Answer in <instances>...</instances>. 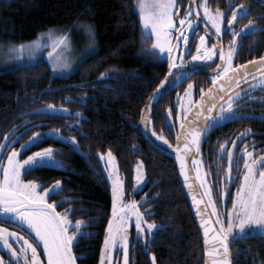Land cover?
Returning <instances> with one entry per match:
<instances>
[{
  "label": "snow or ice",
  "instance_id": "snow-or-ice-1",
  "mask_svg": "<svg viewBox=\"0 0 264 264\" xmlns=\"http://www.w3.org/2000/svg\"><path fill=\"white\" fill-rule=\"evenodd\" d=\"M195 2L196 0H192L193 4ZM198 7L203 8L205 28L208 27L210 22L212 29L219 36L225 30L222 25L226 20V27L232 29V39L229 41L227 51L224 50L222 43H213L211 47H208L205 43L206 35L198 36L199 42L195 44V53L187 51L190 47L189 33L185 29L194 31L193 26L201 18L199 11H195L197 20L191 18L194 13L193 7L190 6L185 11L184 18L179 19L181 27L177 28L174 20L176 15L174 11L175 0H135V10L138 12L143 30L154 37L147 51L157 56L166 54L168 60V74L157 85L152 97H150V104L158 102L159 98L166 94L165 85L169 82V76L172 77L173 84L179 82L190 74L184 67L186 63L191 65L192 71H197L199 68L196 62L213 61L217 49L219 50L221 63L216 64L215 72L211 76L212 87L207 92L201 88V99L195 101L194 104L191 101L187 105L181 103L180 108L183 111V116L181 117L179 114L177 116L178 119L183 121L180 125L182 131L177 136V140L183 138V144L175 149L176 159L180 163V174L183 176L190 192L193 184L187 172L186 157L181 154L182 149L185 153H190L195 149V152L199 154L202 134L215 126L217 121H234L244 118H258L264 121V114L256 117L239 112L238 105L243 102L247 91L245 89L233 91V88H238L248 78L253 80V84L249 86L248 90L256 88L257 83L261 88H264V55L258 59L248 61L246 64L233 67V56L238 50L237 38L256 30L253 20H249L248 24L239 30L234 28V22L244 15L248 9L243 4H236L235 7L231 8V15L229 16L218 7L214 12H211L206 0H200ZM83 27H85L86 34L90 38H94L95 33L91 27L87 25H83ZM173 31L177 33L175 44L172 43ZM180 41H183L184 49L178 54H174L173 49L180 48ZM43 47H51L48 57L53 59L54 53L67 50L69 47L67 33L53 38V32L50 30L33 41L9 44L6 49H0V51L8 60L15 61L20 67H23L26 66L25 62L30 65L31 61L35 59L37 51ZM86 54L94 55L95 46L90 45L86 50ZM186 54L190 56L188 61L184 60ZM248 65H259L256 68L259 73L258 82L256 76L249 73ZM69 67L70 65L62 55L55 56L52 64L54 70H63ZM174 69L175 71H173ZM101 76H105V73H101ZM226 81L228 82V93L230 94L227 99L224 95H219L220 106L213 115L212 109L216 107V104L212 103L211 106H207L208 102L216 100L217 94L224 91ZM192 88L193 84L189 83L185 89V94H189ZM253 99V97L248 96L249 102ZM193 106H198L199 110L194 114L193 119H188V113L191 112ZM35 111L51 115L68 113V109L63 106L57 107L54 104H47L42 109ZM172 111L171 108L167 110L169 117H171ZM205 112L207 113L205 116L207 123L203 125L200 131H197L196 127H192V125L201 116H204ZM77 115L80 114L77 113ZM144 119L142 116V120ZM185 122L188 127L185 126ZM149 123L150 120L146 121V126ZM67 126L71 127L72 125ZM250 131L251 129H248V132ZM151 135L165 145L168 144L163 134L158 135L153 130ZM46 136H55L61 141H69L75 150H79L75 136L63 137L60 135V129L56 128L50 130L49 133L33 132L28 140L20 145V148L12 147L7 152L6 163L0 161V168L3 171V176L0 178V245L9 253L8 264H42L38 253V248L41 245L43 254L47 257V264H76L77 256L73 253L74 243L81 237L91 236L90 233L81 231L83 227L87 226L85 221L76 219L73 222L70 218V215L74 212L71 207L63 212H58L56 211V202L49 203L46 199L47 196L56 195L63 190L60 180H56L49 187L44 188L43 192H37L39 185L36 181L25 182L21 179L22 170L28 172L37 167H64L61 161L56 160L55 153L57 150L51 146L34 151L24 159L18 158L30 146H35V144L41 142L42 137ZM15 142H18V140L15 139L14 127L11 133H4V139L0 141V154H3L4 149ZM226 143L219 145V151L226 153L228 164V167L222 170L224 175L221 180L227 179L232 182L235 179L231 175L235 164L239 183L234 195H230L229 189L222 185L219 197L223 198L225 195H230L231 208L224 211L218 209L216 201L213 199V187L205 179V176L211 175V172H203L199 167L202 161L195 157L192 159V164L196 166L195 178L199 182V187L203 189L200 194L201 198H197V195L192 192V202L196 206V215L200 218V224L203 227L204 264H231L230 243L232 240L264 235V149L261 150L259 155L255 154V149L253 151H248L247 147L241 149L243 155L241 170L239 167L241 161L235 159L233 148H226ZM231 143L235 146L237 142L233 140ZM98 155L101 160L105 159L104 154ZM106 156V171L108 179L111 181V216L108 219L103 247L100 250V264H113L114 250H122L123 262L128 264L129 228L133 218L137 237H143L145 244L148 243V236H151L158 226L154 221L149 222L145 219V216L151 212V205L144 211L140 210L139 205L141 202L147 203L146 197H142L141 201L132 198L125 199L124 181L118 173L115 157L111 150H108ZM142 169L143 162L140 161L137 164L134 189L145 179ZM203 197H207V200L205 201ZM61 203H67V201H61ZM201 205H204L203 210L200 207ZM209 208L211 209L210 212L207 211ZM211 217H215V220L213 221ZM4 221L17 225L21 230L26 229L29 235L32 236V240L25 238L20 231H11L9 227H5L3 225ZM145 233H147V236ZM14 243L20 245L19 249L13 246ZM152 262L155 264L154 255L152 256ZM0 264H5L3 257H0Z\"/></svg>",
  "mask_w": 264,
  "mask_h": 264
},
{
  "label": "trees",
  "instance_id": "trees-1",
  "mask_svg": "<svg viewBox=\"0 0 264 264\" xmlns=\"http://www.w3.org/2000/svg\"><path fill=\"white\" fill-rule=\"evenodd\" d=\"M0 20V41H29L50 27L78 20L91 21L98 39L95 54L84 59L68 76L54 74L45 59L0 73V141L4 133H11L14 127L15 137L19 135L24 125L21 120L26 116L27 126H34L22 133L27 138L41 127L58 128L64 123V117L80 113L83 118L79 126L83 133L76 137L77 141L93 147L107 138L106 152L111 150L121 162L133 158L136 151L133 160L146 156L147 175L154 180L160 179L158 188L161 191L154 217L163 225L151 250L156 264H204L202 243L175 162L151 147L140 150L141 145L136 146L137 141L142 142L140 133L132 129L130 135L123 138L126 129L119 127L122 122L128 128L139 121L143 108L167 71L161 54L157 56L147 51L151 41L141 28L135 0H0ZM88 86L104 87L107 91L99 93ZM59 87L62 89L41 93ZM47 104L63 106L68 113L51 115L35 111ZM160 106L154 111L153 127L173 141L176 131L166 127L163 117L155 115ZM216 149L213 142L204 141L205 167L211 174L216 167L213 157ZM212 180L214 183V175ZM99 182L97 177L72 181L77 199L72 215L76 214L75 218L96 216L98 223L90 228V237H81L75 243L77 264H99L100 261L111 199L108 187ZM104 205V214L92 209ZM82 232L88 233V230ZM238 249L241 250L242 245Z\"/></svg>",
  "mask_w": 264,
  "mask_h": 264
},
{
  "label": "flooded vegetation",
  "instance_id": "flooded-vegetation-1",
  "mask_svg": "<svg viewBox=\"0 0 264 264\" xmlns=\"http://www.w3.org/2000/svg\"><path fill=\"white\" fill-rule=\"evenodd\" d=\"M177 1L181 5V8L183 9L182 10L183 17L185 11L190 6L193 7L194 9V13L191 17L193 20H197L195 16V11L200 12L201 18L193 26L194 31L190 29H185V31H188L189 33L190 47L187 49V51L190 53H195V44L199 42L198 41L199 35H206L207 39L205 43L208 47H211L213 43L218 42V43H222L224 50L227 51L229 47V41L232 39V35H231L232 29L226 27V20L222 25V27H224L225 30L222 31L218 36L215 33V30L212 29L210 22L208 24V27L205 28L203 11L198 7L200 0H196L195 7L194 4L192 3V0H177ZM206 3L209 8L215 9L218 7L229 16L231 15V8L235 7L236 4L245 5L248 11L244 15L240 16L234 22V28L236 30H239L244 25L248 24L249 20H253L255 22L256 25L255 31L237 38L238 50L233 56V67L245 63L247 61H250L252 59L259 58L260 56L264 55V0H206ZM182 49H184L183 41H181L180 48L177 49L175 54H178ZM162 58L165 60V66L167 69L166 75H167L168 60L166 57L162 56ZM189 59L190 56L186 54L184 56V60L188 61ZM213 61L196 62L199 70L192 71V69H187L190 74L186 78L180 80L177 83L173 84L171 77L165 88L166 94L160 97L158 104L156 105V107L152 112L150 123L148 125V134L155 143L157 142L155 138L151 135V132L153 130L156 133H162L164 136L168 138L171 146L168 148L163 146L162 147L172 150L175 143V138L179 125L182 122L181 119L177 120V116L180 113L178 106L179 104L178 94L180 95L183 92V89L187 84L192 83L193 103H194L195 100H197L200 96V89L203 88L205 90L212 83L211 76L213 74L207 75L200 72V70L207 71L216 68V64L220 63L218 49H217V54L213 57ZM187 66L191 67V65L186 63L184 67ZM249 86L250 85H248L245 88V90L247 91V95L244 97L243 102H241L238 105V111L241 113H245L249 116L254 115L256 117H259L261 114H264V88H261L260 86H256V88L248 90ZM104 87L106 86L104 85ZM104 87L97 89L95 86H88L87 88L98 90L99 93H106L107 90ZM59 88L62 89V87ZM82 88L85 87L82 86ZM49 90H55V89H49ZM248 96H251L254 99L251 102H249ZM108 97L109 95L107 96V98ZM120 97L121 96L118 93V98ZM38 100H40V98ZM149 103L145 106V108H143L141 117L138 122L131 123V125L128 128L126 127L127 125L124 122L119 124V127H121L122 130L126 129L123 131V138L128 137L132 129L140 133V135L142 136V142L141 143L140 141L136 142V146L141 145L140 150L143 147H145L147 150L148 147L153 148L142 134L140 127H137V125H139L141 121L143 113L148 108ZM158 106H160L161 109L159 110V113L155 115L157 116L159 115L158 117H163L166 121V127L167 128L169 127L171 131L172 130L174 132L176 131L173 141L170 140L169 135H166L163 132L156 131L153 127V114ZM164 108L165 110L163 111ZM170 108L173 109L171 117L168 116V112H167V110ZM180 116L182 117L183 113H180ZM82 118L83 115L80 114L78 116L77 113L71 115L69 114V117L67 118L64 117L63 118L64 123L58 127L60 129V135L63 137H71V136L77 137L79 134L83 133L82 129L79 126L82 122ZM169 118L174 119L172 125L168 122ZM21 121L24 123V125H22L23 130L19 135L15 137V139L18 140V142L11 143L8 148L4 149L3 154H0L1 156L0 161L3 160L4 156L7 157L6 154L8 151L11 150L12 147L20 148V145L25 143L28 140L27 138H29L32 135V134L29 135V137L27 138L24 135H22V133H25L28 130H30L32 127H34L32 125L27 126V124L29 123L28 117L27 116L24 117ZM67 125H72V126L68 127ZM56 128L54 127L52 129H56ZM85 128H87V126ZM52 129H46V128L44 129V127H41L38 130L39 132L49 133L50 130ZM248 129H251V131L248 132ZM87 137H89V135H87ZM97 138L99 139V137ZM97 138L96 141H98ZM205 140H207V142H213L217 148L213 156L214 164L216 165V167L213 170V174L210 175V180H211L210 186L213 187V199L216 201L218 209L224 211L225 209L230 208L232 206L230 195L235 194L237 185L239 183V177L237 176L236 165L234 164L231 175L235 179L232 182H229L227 179L221 180V177L224 175L222 170L227 168L228 164H227L226 153H221L219 151V145L221 143L227 142L226 148H233L235 159H239L241 161L239 167L242 170L243 155L241 149H244L245 147H247L248 151H253V149H255L256 155L261 154V150L264 149V121L258 118L256 119L244 118V119H237L234 121L232 120L217 121L215 126L209 128L205 132L204 137L202 139L201 160H204L206 162L207 158L204 157V151H203ZM233 140L237 142L235 146H233L231 143ZM77 142L79 145L78 151L73 148V146L69 141H61L58 137L55 136L42 137L41 142L35 144V146H30L28 150L24 151L22 155L18 157L19 159H24L28 155H31L32 152L38 151L41 148H45L49 146L57 150L55 153L56 160L62 162L64 166L63 168L56 166L37 167L28 172L22 171L21 179L25 182L30 180L36 181L37 184L39 185V187L37 188V191L39 192H43L44 188L49 187L52 183H54V181L60 180L63 190L56 195H49L46 197L49 203L56 202L57 204L56 211L58 212H63L65 209H68L69 207H71L75 212L77 199L75 198L76 193L75 190L73 189L72 181L78 178L91 177V179H95L97 177L98 180L100 181L99 183L102 186L108 187L110 192V199H111V181L108 179V174L106 171L107 165L105 163V161L107 160V156H106L107 152L105 150L107 144L106 143L107 138H104V141L99 140L97 144H95L94 142V144L97 146H93V147H91L88 143H85L84 141L83 142L77 141ZM253 142L255 143L253 144ZM98 154H104L105 159L101 160ZM113 156L115 157V163L118 168V173L124 181L125 199L127 200L129 198H132V199H136L137 201H141L142 197H146L147 203L141 202V204L139 205L140 210L144 211L149 207V205H151L152 206L151 212L145 216V219H147L149 222L154 221L158 226L153 231V234L151 236H148V243L145 244L143 237L140 238L137 237L136 229L134 226V218H133V220L131 221V226L129 228L130 246L128 250V264H142L145 260L147 261L146 264H153L152 262L153 252L151 250L153 249L154 246L153 244L157 237V233L159 230H161V227L163 225L161 221L157 220V218L154 217L155 205L158 201L159 194L161 191L158 188V182L160 179L154 180L153 178L147 175L145 168V163L147 161L146 156L145 157L140 156L137 160H133V158H135L136 156V151L133 152V158L124 159L123 162H121V159H118L114 154ZM140 161L143 162L142 170L145 179L140 183V185L136 186L134 189L133 186L135 185L137 164ZM194 167L196 169V166ZM80 168H83V170H81ZM212 175H214L215 178L214 183L212 180ZM2 176L3 173L0 170V178H2ZM66 183L70 185L68 184L66 185ZM222 185L226 186L229 189L230 195H225L223 198H220L219 191L221 190ZM65 200L67 201V203H61V201H65ZM90 205L91 204L88 202L87 205L88 209H90ZM92 209L103 213L104 211H106L105 210L106 206L105 205L99 206ZM109 210L111 212V201H110ZM75 216L76 214L73 215L71 214L70 218L73 220V222L76 219H81L85 221L87 226L83 227L82 230L86 229L88 230V233L91 227L98 225L95 219L96 216H87L86 218H82V217L75 218ZM110 216L111 214L109 215V217ZM107 224L108 221L106 223V228H107ZM3 225L5 227H9L11 231H20L21 235H23L27 239L32 240V236L29 235L26 229L21 230L17 225L10 224L7 221H4ZM145 235L147 236V233H145ZM103 240H104V236H103ZM240 245H242L241 250L238 249ZM13 246L17 247V249H19L20 247V245H16L15 243L13 244ZM230 250H231L232 264H264V235L249 236L242 240L241 239L232 240L230 243ZM38 253L40 254V260L42 264H47V257L46 255L43 254L42 245L40 246V248H38ZM73 253L75 254V243L73 245ZM0 257H3L5 264H8L9 253L7 252V250H5L2 247V245H0ZM156 263L157 262L155 260V264ZM113 264H124L122 250L113 251Z\"/></svg>",
  "mask_w": 264,
  "mask_h": 264
},
{
  "label": "rangeland",
  "instance_id": "rangeland-1",
  "mask_svg": "<svg viewBox=\"0 0 264 264\" xmlns=\"http://www.w3.org/2000/svg\"><path fill=\"white\" fill-rule=\"evenodd\" d=\"M3 1L9 2L11 0H3ZM179 5L180 4L178 3V1L175 0V9H174V11L176 12V15L174 16V20L176 21V27L177 28L181 27L180 24H179V19L184 18L183 15H182V13H183L182 10L183 9L181 8V5L180 6ZM200 9H202V11H203V8H200ZM209 9H210L211 12H214L216 8L215 9L214 8L213 9L209 8ZM0 22H1V20H0ZM83 25H87V26L91 27V29L95 33L94 38H90L86 34V30H85V27H83ZM140 25H141V22H140ZM141 28H142V25H141ZM50 30L53 32V38H55L56 36L62 35L64 33H67L68 39H69V47L67 48V50L54 53L53 59H49V57H48V52L51 51V47H43V48H41V49H39L37 51L35 59L33 61H31L30 64H33V63H35V62H37L39 60L45 59V60H47L49 62V65L52 68V64H53V62L55 60V56L56 55H62L66 59L67 63L70 65V67L67 68V69H63V70H61V69L54 70L52 68L54 74H56L58 76H68L71 73H73L79 67V65L83 62V60L90 56V55L86 54V50L89 48L90 45H94L95 46V52L98 49V39H97V35H96L95 26L89 20H78V21H76L74 23H68V24H63V25H57V26L50 27L49 29L40 32L37 35L36 38H34L32 40H29V41H24V42L0 41V49H6L9 44H19V43H26V42L33 41V40L37 39L38 37H40L41 34L47 33ZM142 30H143V28H142ZM143 32H144V34H146V35H148L150 37L151 42H152L154 37H151L148 33H145L144 30H143ZM172 35H173L172 43L175 44L176 43L177 33L175 31H173ZM45 39H46V37H45ZM180 44H181V41H180ZM176 51H177V49L174 48L173 49L174 54H175ZM161 56L166 57V54H161ZM25 63H26V65H28L27 62H25ZM18 67H20V66L15 61L8 60V58L5 55H3L2 51H0V73L8 71V70H11V69H15V68H18ZM252 76H256L257 82L259 81V73L254 74ZM252 84H253V80L251 78H248L245 83H242L241 85H239L238 88H236L233 91H239L240 89H245L248 85H252ZM257 86H259L258 83H257ZM187 87H188V84L185 86V88L183 89V92L178 97V100H179L178 106H179L180 113H183L182 109L180 108L181 103H183L185 105L189 104L190 101L193 103V88L190 90L189 94L186 95L185 94V89ZM226 99H227V97H226ZM180 113H179V115H180ZM177 120H180V119L177 118ZM168 122L172 125L173 122H174V119L173 118L172 119L169 118ZM157 134L159 135V134H162V133H157ZM164 137L168 141L167 145H165L163 142L157 140L155 137L154 138H155V140H156V142L158 144H160L163 147L168 148V147L171 146V144L169 143L168 138L166 136H164ZM200 160H201V158H200ZM2 161L4 163H6L7 162V157L4 156ZM201 161H202V164L199 165V167H201L203 172L207 173L208 169L205 167V161L204 160H201ZM0 170L3 173L2 168H0ZM205 179L207 180L208 184L210 185V181H211L210 180V175L205 176ZM237 187H238V185H237ZM37 192H39V191H37ZM206 199H207V197H206Z\"/></svg>",
  "mask_w": 264,
  "mask_h": 264
},
{
  "label": "water",
  "instance_id": "water-1",
  "mask_svg": "<svg viewBox=\"0 0 264 264\" xmlns=\"http://www.w3.org/2000/svg\"><path fill=\"white\" fill-rule=\"evenodd\" d=\"M195 6H196V2L194 3V7H195ZM217 43H218V42H217ZM218 44H219V43H218ZM255 59H258V58H255ZM252 60H254V59H252ZM252 60H250V61H252ZM247 62H248V61H247ZM247 62L242 63V64H239V65L246 64ZM220 63H221V61H220ZM258 67H259V65H256V66L248 65V66H247V69H248V71H249V73H250L251 75H254V74H257V73H258V72L256 71V68H258ZM185 68H186V69H192V68L189 67V66H187V67H185ZM215 69H216V68H215ZM215 69H213V70H207V71L200 70V72H202V73H204V74H207V75H212V74H214ZM173 71H175V69H174ZM229 75H231V73H229ZM170 79H171V76H169V80H170ZM167 84H168V83H166L165 88H166ZM241 84H242V83H241ZM241 84H240V85H241ZM210 87H212V83H211V84H210V85H209L204 91L207 92L208 89H209ZM59 89H61V88H58V89H55V90L45 89V90H43L41 93L48 92V91H51V92H52V91H57V90H59ZM235 89H236V88H233V90H235ZM229 94H230V93H228V82L226 81V82H225V89H224V91H223V92H219V93L217 94V98H216V100H214V101H209V102H208V105H207V106H211L212 103H215V104H216V107L212 109L213 115H215L216 111L218 110V108H219V106H220V102H219V98H218L219 95H224V96H225V99H226V97H227ZM159 99H160V98H159ZM200 99H201V97L199 96V98H198L197 100H200ZM197 100H195V101H197ZM158 102H159V100H158ZM158 102H153V103H151V104L149 103L148 108L145 110V112H144L143 115H142L145 119L142 120V118H141V121H140L139 125H137V127H140V130H141L142 134L144 135V137L147 139V141L150 143V145H151L154 149H156L157 151H159V152H161L162 154L166 155L167 157L171 158V159L175 162V164H176V168H177V172H178V175H179V179H180V182H181V185H182L183 190H184V192H185V195H186V199H187L188 205H189V207H190L191 213H192V215H193V219H194L195 224H196L197 229H198L199 239H200V241H201V243H202L203 254H204V252H205V245H204V242H203V240H204L203 227H202L201 224H200V218L197 217V215H196V206L193 205V202H192V192H194V193L197 195V198H201V197H200V194L203 192V189L199 187V182H198V181L196 180V178H195V167H194V165L192 164V159H193V157H195V158H198V159L200 160V158H201L202 139H203L204 134H205L206 131L202 134V137H201V142H200V153H199V154H197V153L195 152V149H193L192 152H190V153H185V152L183 151V149H182V151H181V154H182V155H185V157H186V168H187V172H188V175H189V179H190V181H191L192 184H193V188H192V190H191V192H190L188 186H187V185L185 184V182H184L183 176L180 174V163H179V161L176 159V151H175V149H176L177 146H180V145L183 144V138H181L179 141L177 140V136H178V135L181 133V131H182L180 125H181V123H182L183 121H182V122L180 123V125H179L178 131H177V134H176V138H175V143H174V146H173L172 150H169V149L163 148L162 146L158 145L157 143H155V142L150 138V136H149V134H148V125H149V124H147V126H146V121L150 120L151 115H152V112H153L154 108L156 107V105L158 104ZM193 104H194V103H193ZM198 110H199V109H198V106H193L191 112L188 113V119H193V118H194V114H195ZM206 115H207V113L205 112V115H204V116H201V117L199 118V120L196 121V122L192 125V127H196L197 131H200L201 128L203 127V125H204L205 123H207V121L205 120V116H206ZM185 126L188 127V125L186 124V122H185ZM203 199H204L205 201L207 200L206 197H203ZM200 207H201L202 210L204 209V205H201ZM207 211L210 212L211 209L209 208V209H207ZM206 218H208V217H206ZM211 219L214 221V220H215V217H211ZM217 227H218V226H217ZM129 242H130V240H129ZM230 259H231V256H230ZM204 260H205V255H204ZM76 264H77V263H76ZM231 264H232V260H231Z\"/></svg>",
  "mask_w": 264,
  "mask_h": 264
}]
</instances>
